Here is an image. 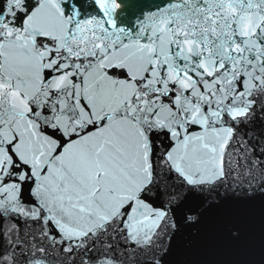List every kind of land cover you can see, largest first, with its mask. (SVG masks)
<instances>
[{
    "label": "snow or ice",
    "instance_id": "snow-or-ice-1",
    "mask_svg": "<svg viewBox=\"0 0 264 264\" xmlns=\"http://www.w3.org/2000/svg\"><path fill=\"white\" fill-rule=\"evenodd\" d=\"M0 264H264V0H0Z\"/></svg>",
    "mask_w": 264,
    "mask_h": 264
},
{
    "label": "water",
    "instance_id": "water-1",
    "mask_svg": "<svg viewBox=\"0 0 264 264\" xmlns=\"http://www.w3.org/2000/svg\"><path fill=\"white\" fill-rule=\"evenodd\" d=\"M123 2V0H122ZM120 12H123L124 15H120L119 13L117 14V19L120 23H127L129 21V19L131 18V16L133 15V13L128 9L127 6L123 7ZM227 257H219V259H225Z\"/></svg>",
    "mask_w": 264,
    "mask_h": 264
}]
</instances>
